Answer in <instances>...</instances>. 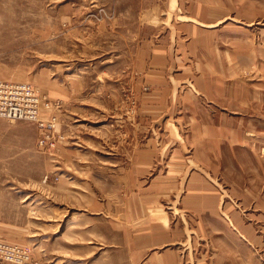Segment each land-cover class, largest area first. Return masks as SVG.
I'll return each instance as SVG.
<instances>
[{
  "label": "rangeland",
  "instance_id": "1",
  "mask_svg": "<svg viewBox=\"0 0 264 264\" xmlns=\"http://www.w3.org/2000/svg\"><path fill=\"white\" fill-rule=\"evenodd\" d=\"M0 80V264H264V0H0Z\"/></svg>",
  "mask_w": 264,
  "mask_h": 264
},
{
  "label": "built area",
  "instance_id": "2",
  "mask_svg": "<svg viewBox=\"0 0 264 264\" xmlns=\"http://www.w3.org/2000/svg\"><path fill=\"white\" fill-rule=\"evenodd\" d=\"M42 106L47 107L44 99L27 83L0 80V118L11 122L41 121Z\"/></svg>",
  "mask_w": 264,
  "mask_h": 264
},
{
  "label": "crops",
  "instance_id": "3",
  "mask_svg": "<svg viewBox=\"0 0 264 264\" xmlns=\"http://www.w3.org/2000/svg\"><path fill=\"white\" fill-rule=\"evenodd\" d=\"M20 128V127H22V125H10V126H7V128ZM10 131V130H9Z\"/></svg>",
  "mask_w": 264,
  "mask_h": 264
},
{
  "label": "bare ground",
  "instance_id": "4",
  "mask_svg": "<svg viewBox=\"0 0 264 264\" xmlns=\"http://www.w3.org/2000/svg\"><path fill=\"white\" fill-rule=\"evenodd\" d=\"M43 108H45V107H44V106H42V107H41V111H42V109H43Z\"/></svg>",
  "mask_w": 264,
  "mask_h": 264
}]
</instances>
